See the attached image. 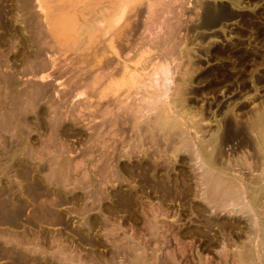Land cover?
<instances>
[{
    "label": "rangeland",
    "instance_id": "1",
    "mask_svg": "<svg viewBox=\"0 0 264 264\" xmlns=\"http://www.w3.org/2000/svg\"><path fill=\"white\" fill-rule=\"evenodd\" d=\"M37 2L0 0V264H264V0H176L168 82L192 153L142 131L152 113L140 130L118 116L131 98L56 43ZM206 169L260 206L213 204Z\"/></svg>",
    "mask_w": 264,
    "mask_h": 264
},
{
    "label": "bare ground",
    "instance_id": "2",
    "mask_svg": "<svg viewBox=\"0 0 264 264\" xmlns=\"http://www.w3.org/2000/svg\"><path fill=\"white\" fill-rule=\"evenodd\" d=\"M178 2L180 3V1ZM178 2L176 0H60L59 7L56 6L58 9L55 11L52 6H49L50 9L52 7V10L47 8V4V6H44L45 1L38 0L37 3L43 12L48 32L55 39L56 43L59 46H68L75 50V52L79 51L77 52V56H82L77 61L89 69L106 68L105 71L108 70L105 72L106 74L102 70L101 73L105 74L107 78L100 74V77L97 75L98 79L96 78L95 82L99 83L101 79L104 80L103 83L108 81L106 86L111 89V92L114 89L117 90V93L119 91L122 94L126 93V99L131 98L129 103H122L121 101L122 105L115 104L119 105V113L114 111L117 115H129L132 121H128V123L132 122L133 126L130 123L129 125L140 130L137 125L139 124V118L145 116L146 113H152L150 120L149 118L147 120L146 130L142 129V131H145L149 137L152 136L153 138L157 136V131L161 132L159 135L162 133L170 137L175 135L174 137L178 138L176 140L179 144L182 143L184 147L189 149V145L193 142H190V137L186 136V132L183 129L184 122H181L186 116L185 106H183L181 99V83L177 84V88L171 90L168 82L171 77L170 68L174 67L172 63H175V69H180L182 65L180 61L181 48L179 49L181 41L177 34L179 21H176L178 17L175 12L178 9L176 7V3ZM55 3L57 4L58 2L55 1ZM182 9L180 11H183ZM121 15H124V18ZM49 59L52 64L56 61L51 56ZM167 98L169 99L168 102L166 101ZM194 129L196 132L199 130L195 125ZM140 133L142 132L140 131ZM260 134L262 132H259V136ZM138 135L137 137H139ZM196 147L197 152L201 153L203 146L198 143ZM204 154L206 156V153ZM201 159L204 161L205 158L201 157ZM209 159L207 158V162L205 163L210 162ZM215 172H210L209 169L204 170L203 194L205 193L207 198L215 202H212L213 204H217L223 208L232 204V206L239 205L240 208L237 207L243 211L244 209L245 211L252 209V207L248 209L245 206L250 204L248 201L245 205V201L241 202L244 200L242 194H247L246 187L244 186L245 189L243 190L239 185L240 182L236 185L237 183L235 182L236 184H234V181L230 178L225 179V175L222 177L221 173ZM225 172L223 173L225 174ZM257 184L259 183L255 185L257 186ZM258 187L250 188L251 193H257L261 188ZM257 195L259 194L257 193ZM257 198L256 196L250 197V202L256 205L258 202ZM258 231L264 233V225L261 224Z\"/></svg>",
    "mask_w": 264,
    "mask_h": 264
}]
</instances>
